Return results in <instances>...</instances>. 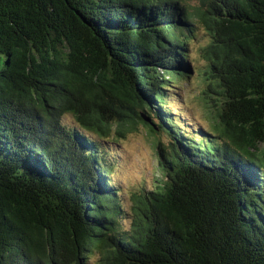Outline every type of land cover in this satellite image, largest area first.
I'll list each match as a JSON object with an SVG mask.
<instances>
[{"label": "trees", "instance_id": "1", "mask_svg": "<svg viewBox=\"0 0 264 264\" xmlns=\"http://www.w3.org/2000/svg\"><path fill=\"white\" fill-rule=\"evenodd\" d=\"M137 105L171 141L131 203L110 144ZM262 143L264 0H0V264H264Z\"/></svg>", "mask_w": 264, "mask_h": 264}, {"label": "rangeland", "instance_id": "2", "mask_svg": "<svg viewBox=\"0 0 264 264\" xmlns=\"http://www.w3.org/2000/svg\"><path fill=\"white\" fill-rule=\"evenodd\" d=\"M206 32L203 28L199 31V35L190 45L191 58L194 70L191 71V76L181 83L182 95L187 109L190 112V119L197 124L210 125L213 119L212 110L216 107V98L214 93L207 91L208 84L212 83L206 78L204 57L201 53V45L206 40ZM214 83V82H213ZM216 101V102H215ZM170 105H176L175 102ZM183 106V105H181ZM140 111L137 105L135 113H130L134 117V127L126 132L125 137H119L118 144L111 143L112 151L118 154L119 166L116 168L120 170L116 177H112L113 181L125 192H129L127 198L133 201L135 193H142L143 188L150 187L155 180L156 176L160 173L158 166V142L161 141L167 145L170 143V138L166 132H155L151 124L145 120H141L137 115ZM65 122L71 123L72 117L65 116ZM264 147V143L261 144ZM104 253V252H103ZM99 252H95L93 264H103L101 258L98 256ZM107 252L104 253L106 255ZM101 255V254H99Z\"/></svg>", "mask_w": 264, "mask_h": 264}, {"label": "water", "instance_id": "3", "mask_svg": "<svg viewBox=\"0 0 264 264\" xmlns=\"http://www.w3.org/2000/svg\"><path fill=\"white\" fill-rule=\"evenodd\" d=\"M95 34H97L96 31ZM142 117L145 118V120L151 124V127L155 132H163L162 130L158 129L156 124L151 121L150 117L146 116L145 114H143Z\"/></svg>", "mask_w": 264, "mask_h": 264}]
</instances>
